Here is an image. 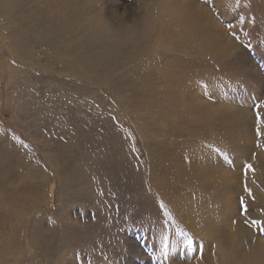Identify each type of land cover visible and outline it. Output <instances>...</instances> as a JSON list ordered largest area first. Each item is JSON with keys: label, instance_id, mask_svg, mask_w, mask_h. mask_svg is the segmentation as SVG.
I'll use <instances>...</instances> for the list:
<instances>
[{"label": "rangeland", "instance_id": "obj_1", "mask_svg": "<svg viewBox=\"0 0 264 264\" xmlns=\"http://www.w3.org/2000/svg\"><path fill=\"white\" fill-rule=\"evenodd\" d=\"M178 1L64 0L63 9L51 10L44 0H24L27 14L15 13L21 22L13 26L24 23L31 33L29 46L24 44L29 54L37 56L36 47L43 45L48 55L82 51L93 55L91 62L105 63L98 61L96 71L84 65L96 80L91 83L53 71L43 59L22 62L0 41V264H210L208 243L219 264H260L252 237L264 240V0H181L190 7L202 5L212 17L202 15L198 21L182 14ZM33 9L38 14L29 17ZM202 26L216 34L214 39L201 32ZM166 27L181 39L161 37ZM50 39L64 40V46ZM176 41L178 50L163 46ZM8 63L18 72L13 78ZM135 66L157 75L149 83L155 95L168 91L172 79L185 77L183 98L195 94L192 103L174 104L181 120L146 116L149 87H132L128 81L129 76L138 79ZM21 95L23 111L16 103ZM193 97L203 102L195 109ZM23 113L36 115V122ZM162 142L176 145L182 162L203 157L222 165L224 175L237 174L239 182L227 177L225 205L235 208L232 223H248L252 232L243 256L222 251L221 242L236 247V235L225 226L226 207L221 212L219 198L212 197L206 211L217 219L219 235L207 234L200 210L205 190L195 186L198 181L175 193L182 200L166 195L172 182L164 183L165 172L153 168L166 160ZM239 187L240 193L229 194ZM213 194L208 189L206 200ZM176 201L186 202L196 220L178 210Z\"/></svg>", "mask_w": 264, "mask_h": 264}, {"label": "bare ground", "instance_id": "obj_2", "mask_svg": "<svg viewBox=\"0 0 264 264\" xmlns=\"http://www.w3.org/2000/svg\"><path fill=\"white\" fill-rule=\"evenodd\" d=\"M26 1V0H25ZM63 1L64 0H44V4H46V8L48 7L49 9L53 10L57 7H62L63 4ZM67 1V0H66ZM167 1V0H166ZM176 1V0H175ZM165 2V1H164ZM169 2V1H168ZM190 2V1H189ZM176 3V2H175ZM174 3V4H175ZM26 4V3H25ZM24 4V0H0V26L2 24V28L5 30H8V32L3 31L2 30V33H0V41L1 42H4L6 44V48H8L10 51H12V53L14 54V56H16V58H18L20 61L22 62H25L27 60L29 61H32L34 63H38V61L42 60L43 59V65L44 66H47L49 67L50 69H52L53 71H56L60 74H68V75H71L73 77H79V76H84L86 77V79H88L90 82L93 81V82H96L95 79L91 78L92 76H90L91 74H86V73H89L91 72L89 69V71H85L86 70V66L89 65L91 66L95 71H96V64L99 63L98 61H101L102 63L104 62L105 63V60L102 59L99 60L97 62H91L89 59H92L93 58V55H89V54H84L82 51L81 53H71L70 50H67V51H64V50H61V52L65 53L66 55L63 56L62 53L61 54H54L55 52H53L51 55H48L50 53L48 52H43L42 51V46H41V49H38L37 50V47H36V51L39 53V54H36L37 56H35L34 54L31 55L28 53V50L25 49V46L24 44L27 45V40L30 39L29 38V30L26 28L25 24L24 23H21L20 27L18 26H13L15 25L14 23L16 22H21L19 18H16L14 16H17V14L15 15V13L18 11L22 12L23 13V9H26L25 7H28V5L26 6ZM31 4V3H30ZM173 4V3H171ZM191 4V2H190ZM190 4L187 5L186 3H183V1L181 2V0L178 1V9L179 11L184 14L185 16H187V18H189L191 21L193 20H201V17H203L204 15L207 16V18L209 19L211 16H210V13L207 12V9H204L202 7V5H197L196 3L192 2V7H190ZM20 6V7H19ZM36 6V5H35ZM33 6V7H35ZM161 6V5H160ZM173 6V5H172ZM32 7V8H33ZM170 7V6H169ZM66 8V7H65ZM164 8V7H163ZM173 8V7H172ZM171 8V9H172ZM39 9V8H37ZM63 9V7H62ZM166 9V8H165ZM168 9V8H167ZM30 10V9H29ZM25 11V10H24ZM40 11V10H39ZM38 11V12H39ZM46 11V10H45ZM62 11V10H61ZM64 11V10H63ZM62 11V12H63ZM173 11V10H172ZM175 11H177V9H175ZM56 12V11H55ZM170 12V10H169ZM57 13V12H56ZM65 13V12H64ZM178 13V12H177ZM3 16H2V15ZM24 14V13H23ZM27 14V13H25ZM24 14V15H25ZM34 14V16H36L38 13H37V10L33 9L32 12H28V15H30L29 17H31V15ZM42 14V12H41ZM40 14V15H41ZM27 15V16H28ZM169 15V13H168ZM178 15V14H177ZM203 15V16H202ZM26 16V17H27ZM45 16V15H44ZM49 16V15H48ZM172 16V15H171ZM5 17V19L3 18ZM18 17V16H17ZM46 17V16H45ZM24 19H27L28 18H25V16H23ZM37 18V17H36ZM36 18L35 21H36ZM39 18V17H38ZM57 17H54V19H56ZM206 18V19H207ZM212 18V17H211ZM215 18V17H214ZM33 19V20H34ZM43 19V18H42ZM48 19V18H47ZM53 19V18H52ZM60 19V18H59ZM168 19V18H167ZM172 19V18H171ZM188 19V20H189ZM39 21V19H37ZM46 20V18H45ZM49 20V19H48ZM25 21V20H24ZM32 21V20H31ZM41 21V20H40ZM168 21V20H167ZM30 22V21H29ZM28 22V23H29ZM34 22V21H33ZM44 22V21H43ZM47 22V21H45ZM92 22V21H91ZM210 22H212V20H210ZM32 23V22H31ZM30 23V24H31ZM37 23V22H36ZM60 23V22H59ZM63 23H65L63 21ZM169 23V22H168ZM183 23V21H182ZM209 23V22H208ZM215 23V22H213ZM5 24V25H4ZM40 24V23H39ZM51 24H52V21H51ZM55 24V23H53ZM93 24V23H92ZM96 24H98V22H96ZM195 24V23H194ZM32 25V24H31ZM60 25V24H59ZM204 26H206L204 23H203ZM218 25L216 23V27L218 28ZM32 26H35L34 24ZM38 26V25H37ZM40 26V25H39ZM38 26V27H39ZM51 26V25H50ZM62 26V25H61ZM90 26V25H89ZM150 26V25H149ZM170 26V25H168ZM48 27V26H47ZM54 27V26H53ZM66 27V26H65ZM71 27V26H70ZM85 28V27H84ZM165 28V27H164ZM201 28V26H200ZM217 28H216V31H217ZM37 29V28H36ZM59 29V28H58ZM38 30V29H37ZM40 30V29H39ZM38 30V31H39ZM203 32L208 36L210 37L211 39H214V34L212 31L206 29L205 27L202 26V29H201V32ZM42 31V30H41ZM48 31V30H47ZM61 30H59L58 32L62 34V31L60 32ZM70 31V30H69ZM72 31V30H71ZM98 31V30H97ZM7 33V34H6ZM46 33V32H45ZM50 33V32H49ZM76 33V32H75ZM130 33V32H129ZM178 32L173 29V28H168L166 27L165 29V32H164V36H161L163 38H166V37H170L172 39L173 36H178L177 38H180L179 35L177 34ZM224 33V32H223ZM31 34V33H30ZM35 34V33H34ZM37 34V33H36ZM47 34V33H46ZM54 34H56V32H54ZM53 34V35H54ZM69 34V32H68ZM73 34V32H72ZM71 34V35H72ZM225 35H227L226 33H224ZM38 35V34H37ZM48 35V34H47ZM46 35V36H47ZM63 35V34H62ZM61 35V36H62ZM70 35V34H69ZM70 35V36H71ZM146 35V34H145ZM216 35V34H215ZM49 36V35H48ZM56 36V35H54ZM60 36V35H59ZM69 36V37H70ZM84 36V35H83ZM166 36V37H165ZM32 37H35V36H32ZM45 37V36H43ZM50 37H53L51 36L50 34ZM225 37V36H224ZM59 38V37H58ZM63 38V37H62ZM66 38V37H65ZM71 38V37H70ZM190 38V37H189ZM206 38V37H205ZM227 38V37H226ZM229 38V37H228ZM227 38V39H228ZM231 38V37H230ZM24 39V41H23ZM32 39V38H31ZM30 39V40H31ZM43 39V38H42ZM47 39V38H46ZM127 39V38H126ZM146 39V38H145ZM153 39V37H152ZM181 39V38H180ZM191 39V38H190ZM209 39V38H208ZM223 39V37H222ZM35 40V38H34ZM34 40H32L33 42H35ZM51 40V39H50ZM60 40V39H59ZM59 40L55 39V40H51L50 42L53 44V42L55 43L54 45L58 46L56 43L59 42ZM67 40V39H66ZM161 40V39H160ZM32 41H30L31 43H33ZM44 43L45 40H41V43ZM62 41V42H61ZM106 41V40H105ZM113 41V40H112ZM145 41V40H144ZM154 41V40H153ZM234 41V40H233ZM24 42V43H23ZM66 42V41H65ZM73 42V41H72ZM79 42V41H78ZM182 42V41H181ZM218 42V41H217ZM223 42V41H222ZM231 42V41H230ZM229 42V43H230ZM51 43H47L46 42V45L48 44V46H51ZM61 43V46H64L62 43H64V40H60ZM134 43V42H133ZM146 43V42H145ZM180 42H177L174 43V45L171 44H167L165 42V44H163V46H169V47H173L175 49L178 48V46L180 45L179 44ZM183 43H186V42H183ZM226 43V42H224ZM3 44V43H2ZM36 45V43H34ZM66 44V43H65ZM75 44V42H74ZM78 44V43H77ZM148 44V43H147ZM162 44V43H161ZM211 44V43H210ZM209 44V45H210ZM214 44V43H213ZM219 44V43H218ZM223 44V43H222ZM221 44V45H222ZM233 44V43H232ZM231 44V45H232ZM45 45V44H44ZM156 45V44H155ZM217 45V44H216ZM228 45V44H227ZM235 45V44H234ZM29 46V45H27ZM32 46V44L30 45ZM80 46V45H79ZM89 46V45H88ZM141 45H139L138 47H140ZM147 46V45H145ZM223 46V45H222ZM230 46V45H228ZM107 47V45H106ZM152 47V46H151ZM177 47V48H176ZM208 47V46H207ZM217 47V46H216ZM215 47V48H216ZM49 48V47H48ZM78 48V46H77ZM81 48V46H80ZM136 48V47H135ZM142 48V47H141ZM144 48V47H143ZM209 48H212V47H209ZM221 50H222V54H224V49L220 46ZM233 48V47H232ZM235 48V47H234ZM239 48V47H237ZM24 49V50H23ZM52 49V48H51ZM105 49V48H104ZM108 49V48H107ZM110 49V48H109ZM139 49V48H138ZM146 49V48H145ZM144 49V50H145ZM165 49V48H164ZM208 49V48H207ZM53 50V49H52ZM51 50V51H52ZM60 50V49H59ZM82 50V49H81ZM140 50V49H139ZM143 50V51H144ZM147 50V49H146ZM167 50V49H166ZM174 50V49H173ZM172 50V51H173ZM178 50V49H177ZM206 50V49H205ZM31 51V50H30ZM34 51V50H33ZM32 51V52H33ZM171 51V50H169ZM192 51V50H191ZM207 51V50H206ZM210 51V49H209ZM234 51V50H233ZM104 52V50H103ZM141 52V50H140ZM138 52V53H140ZM212 52V51H210ZM35 53V52H34ZM133 53V52H132ZM136 53V52H135ZM137 53V55H138ZM145 53V52H144ZM143 53V54H144ZM149 53V52H148ZM208 53V52H207ZM220 54V51L218 52ZM235 53H236V50H235ZM93 54V53H92ZM98 54V53H97ZM109 54V53H108ZM152 54V53H151ZM197 54V53H195ZM96 55V54H95ZM103 55V54H102ZM136 55V54H135ZM140 55V54H139ZM142 55V54H141ZM146 55V54H144ZM204 55V54H203ZM213 55V53H212ZM99 56V55H98ZM118 58L120 56L117 55ZM200 56V55H199ZM64 57V58H63ZM110 57V56H109ZM112 57V56H111ZM110 57V59H111ZM141 58L143 57L140 56ZM15 58V57H14ZM34 58H36L34 60ZM137 58V57H136ZM196 58V57H195ZM198 58V57H197ZM213 58V57H212ZM39 59V60H37ZM97 59V57H96ZM193 59V58H192ZM135 60V59H134ZM181 60V59H180ZM205 60V58H204ZM9 61V60H8ZM69 61H72V63H69ZM119 61V60H118ZM202 61V60H201ZM100 62V63H101ZM110 62V61H109ZM112 62V61H111ZM115 62V61H114ZM133 62V61H132ZM135 62V61H134ZM145 62V61H144ZM143 62V63H144ZM41 63V62H39ZM38 63V64H39ZM85 63V64H84ZM147 63V61H146ZM152 63V61H151ZM197 63V62H196ZM235 63V62H234ZM21 64V63H20ZM30 64V63H29ZM33 64V63H32ZM75 64V65H74ZM107 64V63H106ZM223 64V63H222ZM86 65V66H84ZM40 66V65H38ZM43 66V67H44ZM141 66V65H140ZM140 66H135V68L133 70V73L137 74V78L138 79H133V78H130V76L128 77V81L130 83V85L133 87H149L148 90H147V93H145V96H148L147 99H149L148 101V105L149 107H151L149 109V112L146 113V116L147 117H152L151 114H154V115H159V116H162L165 120H169L171 117H175L176 120H181L180 119V116L178 114V108L177 106H174L175 103H177L179 100H184L185 102H189V103H192V97L191 96H194L195 92H192L191 94H189L187 97H185L186 99L183 98V93L185 92L186 90V86H187V81L186 84L183 82V78H185L184 76H179L178 78H175V79H172L170 84L168 85L169 87L167 88L168 91L165 89V92H163L161 95H155V92L154 89H152L150 86H149V83L151 80L157 78V75H146V74H143V72L139 71L141 70L140 69ZM173 66V65H172ZM185 66V65H184ZM7 67V65H6ZM41 67V66H40ZM102 67V66H101ZM118 67V66H117ZM181 67V66H180ZM222 67V66H221ZM8 73H9V76L11 77L12 76H15L17 70L15 69V66H12L11 63H8ZM83 69L81 71H79V69ZM90 68V67H89ZM183 68V67H182ZM103 69V68H102ZM108 70L109 72V69L108 67L105 68V70ZM113 69V68H112ZM184 69V68H183ZM195 69V68H194ZM99 70V69H98ZM23 71V70H22ZM104 71V70H102ZM117 72V71H116ZM114 71V73H116ZM191 72V71H190ZM113 73V74H114ZM18 74V72H17ZM22 74L24 75V73L22 72ZM112 74V75H113ZM125 74V72H124ZM86 75V76H85ZM198 75V74H197ZM89 76V77H88ZM94 76V75H93ZM178 76V75H177ZM193 76V75H192ZM95 77V76H94ZM117 77V76H116ZM120 77V76H118ZM174 77V76H173ZM13 78V77H11ZM99 80L100 78L97 77ZM189 78V77H188ZM193 78V77H192ZM182 81H181V80ZM15 80V78H14ZM113 80V79H112ZM169 80V79H168ZM16 81V80H15ZM86 81V80H85ZM102 82L103 79L101 78V84H103ZM167 82V81H166ZM92 83V82H91ZM109 83V82H108ZM107 83V84H108ZM9 84V82H8ZM10 85V84H9ZM111 85V84H109ZM14 86V85H13ZM180 87L183 89L180 90ZM13 90V89H12ZM197 90V89H196ZM110 91V89H109ZM115 90H112V93H114ZM192 91V90H191ZM18 92V90H17ZM159 92V91H158ZM197 92V91H196ZM21 93V92H20ZM24 94V93H23ZM193 94V95H192ZM15 95V94H14ZM20 95V94H19ZM17 96V95H16ZM202 96V95H201ZM24 97V96H23ZM54 97V96H53ZM11 98V97H10ZM194 98V97H193ZM14 99V98H13ZM16 99V98H15ZM141 99V98H140ZM12 100V99H11ZM22 95L21 96H18L17 98V102L18 104H20L19 106V111H23L24 110V107L22 105ZM26 100V99H25ZM236 100V99H235ZM147 102V101H146ZM207 102V101H205ZM15 103V102H14ZM199 102H197L194 98V101H193V105H192V109H195V107L197 106ZM203 103V102H202ZM202 103H199L198 105L202 104ZM223 103V102H222ZM225 103V102H224ZM26 105V104H25ZM36 105V104H35ZM60 105V104H59ZM210 105V103L208 104ZM202 106V105H201ZM204 106H207V105H204ZM202 106V107H204ZM238 106V105H237ZM38 107V106H37ZM187 107V106H186ZM30 108V107H29ZM208 108V107H206ZM27 109V108H26ZM128 109V108H127ZM191 109V108H190ZM189 109V110H190ZM210 109V108H209ZM215 109V108H214ZM28 110V109H27ZM30 110V109H29ZM39 110V109H38ZM198 110V109H197ZM44 111V110H43ZM27 112V111H26ZM29 112V111H28ZM31 112V111H30ZM33 112V111H32ZM40 112V111H39ZM129 112V111H128ZM213 111H210L209 114H211ZM216 112V111H215ZM43 113V112H42ZM214 113V112H213ZM241 113V111H240ZM26 117H29L30 115L28 113H23ZM33 114V113H32ZM138 114V113H137ZM141 114V113H140ZM237 114V113H236ZM38 115V114H37ZM45 115V114H43ZM144 115V113H143ZM217 115V114H216ZM220 115V114H219ZM235 115V114H234ZM238 115V114H237ZM242 115V113H241ZM19 116V114L17 115ZM145 116V117H146ZM212 116V115H211ZM31 117V116H30ZM35 117L36 115H32V121L33 122H36L35 120ZM239 117V116H238ZM22 119L24 118L23 115L21 117ZM42 118V117H41ZM46 118V117H45ZM19 119V117H18ZM43 119V118H42ZM20 120V119H19ZM45 120V119H44ZM141 120V119H140ZM190 120V119H189ZM214 120V119H213ZM46 121V120H45ZM22 122V121H21ZM30 122V121H29ZM28 122V123H29ZM42 122V121H41ZM251 122V121H250ZM24 123V122H23ZM31 123V122H30ZM171 121H168V124H170ZM22 124V123H21ZM38 124V123H37ZM39 126V125H38ZM37 129V128H36ZM85 129V128H84ZM252 129V128H251ZM35 130V129H34ZM33 130V131H34ZM37 131V130H36ZM35 132V131H34ZM240 132V131H239ZM84 135V134H83ZM87 139V138H86ZM145 141V140H144ZM49 142V141H48ZM47 142V143H48ZM237 142V141H236ZM239 142V141H238ZM46 143V141H45ZM46 143V144H47ZM51 143V142H50ZM63 143V142H62ZM145 144V143H144ZM50 145V144H49ZM67 145V144H66ZM239 146V145H238ZM64 147V146H63ZM48 148V147H47ZM61 148V147H59ZM65 148V147H64ZM79 148V147H78ZM241 148V147H240ZM75 150V149H74ZM160 151L163 152V156H165L166 160H161L160 163H155L153 165V168L154 170H158L159 173H162V172H165L166 176L164 177V183L166 182H169L171 183L168 187H167V193L166 195L168 197H170L171 199L175 196V193L179 190H183L184 192L187 190V189H190V185H191V182L192 180H196L198 181V183L195 185L197 186L198 188H202L205 190V193L203 195V201L201 202V211L203 212L202 214V219H203V222L205 224V230L207 232V234L209 235V237H213L214 239H216V237L211 233V231H215V233L217 235H219V229L217 228V224H216V218L215 216H212L211 212L207 213L208 209H209V205H210V201L212 199V197L217 200V198H219L220 200V203H221V212H223L224 210V207H226V217H225V226L227 227V229H230V228H233V231H234V236L236 235V237L233 239L234 240H237L236 242L233 240L232 241V244H236V247H233L231 248L230 246H227L226 243H222L221 242V246H222V251L224 253V255H228L230 256L232 251L233 252H236V254L239 256L241 254V256L244 255L245 253V248L248 249V247H246L245 243L249 242V240L251 239L250 236H252V232L249 228V224L248 223H242V221L240 222H237L236 225H234L232 223V217L235 216V208L233 207V205L231 203H226L225 205V201H226V198H227V192H228V187H227V177L229 176H232V177H236V179L238 180L239 182V179H238V176L237 174H234V173H226L228 174L227 176L224 175V172H223V168H222V165H213V164H210L207 160H205L203 157L201 158H198L196 156V158L193 156L191 158V160L189 161H186L184 160L183 162L179 160L178 158V147L176 145H172V146H169L168 143H165V142H162L161 145H160ZM50 152V151H49ZM58 153V151H57ZM77 153V152H76ZM60 154V153H59ZM53 157V156H52ZM65 158V157H64ZM52 159V158H51ZM63 160V159H62ZM67 162V161H66ZM154 162V161H153ZM65 163V162H64ZM113 164V163H112ZM89 165V164H88ZM33 172V171H32ZM68 172V170H67ZM66 172V174H67ZM84 172V171H83ZM82 172V173H83ZM81 173V174H82ZM95 173V172H94ZM218 173V176H216V174ZM32 174V173H31ZM87 174V173H86ZM69 175H70V172H69ZM72 176V175H71ZM75 176V175H74ZM85 176V175H84ZM89 176V175H88ZM64 177V176H63ZM114 177V176H113ZM75 178V177H74ZM149 178V177H148ZM224 178H225V182H224ZM76 179V178H75ZM158 179V178H157ZM77 181V180H76ZM79 181V180H78ZM81 181V179H80ZM62 182V181H61ZM178 183L179 186L178 187H175L174 184L175 183ZM212 182L214 183V185H212ZM72 183V182H71ZM226 183V184H225ZM61 184V183H60ZM69 185V184H68ZM220 185H222V188H220ZM65 185L63 184V187ZM248 186V185H247ZM67 189V188H66ZM208 189H210L211 191L214 192V194L211 196V197H208V199L206 200V197H207V191ZM80 191V190H79ZM219 191V192H218ZM71 192V191H70ZM217 192H218V196H217ZM234 192H239L240 193V187L239 189H236L235 191H230L229 194H231L232 196H235L234 195ZM216 193V195H215ZM71 194V193H70ZM215 195V196H214ZM180 196V195H178ZM178 196H175L177 197L178 199L182 200V197H178ZM188 197V196H186ZM66 199V198H65ZM67 200V199H66ZM174 205V203H173ZM177 207V209L179 210L180 208L188 211L190 214H191V218L192 220H196L195 219V214L192 210V208H190L189 206H186V202H181L179 203V201H176V204H175ZM182 211V210H181ZM207 211V212H206ZM207 213L206 216H204L205 214L204 213ZM180 213V212H179ZM204 216V217H203ZM114 219V218H113ZM115 220V219H114ZM105 224V223H104ZM104 228V227H103ZM111 232V231H110ZM251 233V234H250ZM219 237V236H217ZM253 239H255V247L252 249V251H254V254L253 256L256 257V261L260 264H264V240L258 236V234H256V236L254 235V237H252ZM208 239V238H207ZM229 239V238H228ZM229 244L231 242H228ZM207 245H211L210 246V252H208V254L205 255L206 259L209 261L210 260V264H219L217 262V258L214 256L213 254V250H211V248L213 247V243H208ZM209 250V248L207 249ZM253 253V252H252ZM250 255H247L245 257H242L241 259H246L248 258ZM180 263V262H179ZM186 264H189V261L186 263Z\"/></svg>", "mask_w": 264, "mask_h": 264}]
</instances>
